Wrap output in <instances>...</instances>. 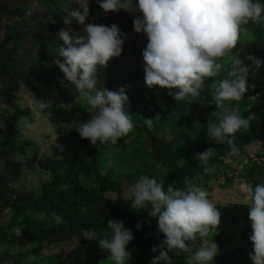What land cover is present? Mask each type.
<instances>
[{
  "label": "clouds",
  "instance_id": "1",
  "mask_svg": "<svg viewBox=\"0 0 264 264\" xmlns=\"http://www.w3.org/2000/svg\"><path fill=\"white\" fill-rule=\"evenodd\" d=\"M102 13L125 12L133 15L135 33L147 37L142 50L144 82L148 88L158 86L177 90L174 99L197 98L202 102L204 81L218 77L223 68L218 62L231 57L227 77L215 79L211 83L212 100L202 102L201 106L213 103L224 108L218 124L208 129L212 140L227 143L232 154L238 149L234 137L241 129L249 128V120L234 110L225 108L228 101H240L249 91L247 80L250 72L258 71L264 59L253 54L244 59L232 55L243 31L242 26L252 22L264 21V0H95ZM78 7L67 9L63 20L70 25L73 20L83 25L81 34H74L71 28H61L56 36L62 41L58 57L53 61L63 73L64 79L78 91L80 99L87 104L91 118L86 122H74L70 128L82 139L96 145H117L122 137L131 133L135 127L129 112L130 101L124 88L108 90L98 87L97 74L106 69L110 60L119 58L127 40L126 33L116 24L104 25L92 21L85 24L90 14V0H71ZM245 60L250 61L246 64ZM172 95V92H169ZM193 102V101H192ZM40 110L45 108L38 102ZM148 127L152 118H145ZM32 125L25 119L24 127ZM53 129H49L52 131ZM62 151V146L57 145ZM102 151V150H101ZM215 149L208 148L194 157L204 171ZM101 174H106L102 169ZM243 192L250 201L249 220L252 234L249 237L253 247L249 253L251 264H264V183H246ZM132 205L136 208L150 206L149 217L156 218V231L164 239L153 246V253L159 252L150 264H171L168 253L172 251L192 252L189 241L202 239L200 247L192 252L189 264H213L219 254L218 246L207 237L212 228L220 223V212L209 199V193L187 178L183 189L172 185L165 187L162 179L141 176L130 188ZM57 223L62 219L56 213ZM107 227L110 238L98 239L94 230L84 233V239L95 241L97 246L110 254L114 264H128L130 252L126 246L134 239L131 229L118 219H109ZM141 229V224L135 225ZM98 240V242H97ZM167 249V250H165Z\"/></svg>",
  "mask_w": 264,
  "mask_h": 264
},
{
  "label": "trees",
  "instance_id": "2",
  "mask_svg": "<svg viewBox=\"0 0 264 264\" xmlns=\"http://www.w3.org/2000/svg\"><path fill=\"white\" fill-rule=\"evenodd\" d=\"M77 7L78 5L71 3V0H0V99L1 103L5 105L0 107V110H7V112L0 111V217L9 202L8 187L15 185L23 172L21 164L14 161L11 155L12 152L24 153L23 150L15 147L14 138L19 134V123L30 116V111L21 109L15 104L16 96L23 92L39 99L33 84L43 81L44 78L40 69L52 66L54 59L50 56L56 55L58 57L59 46H63L56 33L61 28L66 30L71 28L74 34L82 33L84 26L78 25L75 20L67 26L63 23L67 9L74 10ZM89 7L90 14L85 24L95 17V23L116 24L127 35V40L122 46L121 56L110 60L106 69L101 68L99 70L98 82L107 83L110 90L117 86L116 80L121 75L137 82L140 79L139 59H142V50L147 43V37L143 33L137 34L133 30V15H140V13L129 14L121 11L104 14L95 0H90ZM242 29L244 35L241 36L242 39H238L235 48L232 50V55L244 59L247 55L253 54L264 59V21H250L243 25ZM39 52H41V57L36 59ZM56 59H60L62 62V58ZM220 61H226L227 67L230 69L231 57H225ZM245 63L250 64L251 62L245 60ZM248 78L252 81L254 89L246 92V95L256 93L257 85L264 83V64L258 71L250 72ZM61 83L62 85H71L66 80ZM139 91L140 97H138L144 102L140 100L136 106L141 105L144 109H140L141 111H137V114L132 116L135 127L128 134L133 140L131 143L141 145V150L136 151L134 155L138 156L139 153L146 150L150 152V155L152 154L159 159L158 162L162 163L168 171L163 179L165 187L172 185L175 188L183 189L186 178L193 184L200 186L196 182V175L200 174L205 166H201L194 157L197 153H202L208 148L202 146L197 150L192 149L185 166L179 169L175 168V164L169 156L170 145L157 137L159 125H162L163 118L159 122L152 121L151 128L145 123V118H153V115L156 114L159 106L158 97L160 99L163 96L165 103H171L169 90L165 89V93L162 95L154 94L153 90L143 88ZM208 91L207 89L206 92L202 91L201 93L200 99L203 102L210 101ZM246 95L240 101L226 102L229 110H234L249 120V128L241 129L234 137V143L238 149L237 154L243 157L246 153V147L254 142H264V114H262L264 106L253 105L255 104L254 101L247 98ZM147 96H149V101L145 102L144 99L148 98ZM172 105L171 103V109ZM50 115L52 129L56 135V143L63 145L71 141L80 142L85 148L87 159L80 162L74 157L65 160L44 158L38 162L37 167L52 174L50 183L42 186L44 193L48 194V200L45 196L43 197L47 202H50L48 208L57 210L56 214L59 216L63 215L62 223L54 229L55 226L50 227L48 225L37 228L31 221H25L22 235L17 238V241L27 245L37 244L38 247L29 251L31 257H37L42 254L41 251L45 248L55 244L68 243L77 238V245L65 257L56 255L50 264H82L85 260L88 264H94V261L90 263V259L95 257L101 249L95 241L84 239V233L94 230L98 234V239L104 238L100 230L108 228L109 219H118L124 223L126 228L132 230L134 239L131 242L133 244L153 243L154 246H158L164 236L156 231V218L148 215L150 206L145 208L133 207L131 194L130 200L122 197L125 191L122 187L123 181L111 180L108 173L101 174L102 170L98 163L100 157L99 144L92 145L89 140L82 139L75 130L63 131L62 125L67 124L72 116L71 112L64 107H53L50 110ZM90 118L91 114L88 115V119ZM217 121L214 117L211 124H218ZM123 138L119 139L118 142H122ZM210 148L215 149V151L206 167L227 168V165L222 163L226 155L232 153L230 146L225 142H217ZM31 161L34 163L35 160L31 159ZM140 177L139 174L125 175V181L131 187ZM241 177L245 183L253 185L264 183V168L253 163L252 167H246L241 172ZM86 180H90L95 186L101 187V190H91L83 186V182ZM227 181L229 183L231 179L227 178ZM106 194L115 197L111 200V197ZM27 195L30 196L29 199L33 197L31 192ZM24 201H27V198ZM46 205L47 203L44 208ZM233 208L235 209L236 206ZM69 209L75 211L73 214L75 219L72 221H69L66 215L62 213H68ZM25 210L26 208L22 207L18 212ZM236 221L237 216L231 215L224 219L222 225L230 228ZM247 221L251 224L249 217ZM137 223L141 224L139 230L135 227ZM249 230L251 235V227ZM196 240L188 242L192 252L196 251ZM192 252L172 251L168 255L172 259L171 264H189ZM158 254V251L149 253L141 250L138 256L129 260L128 264H150V260ZM22 258V254L0 252V264H20Z\"/></svg>",
  "mask_w": 264,
  "mask_h": 264
},
{
  "label": "rangeland",
  "instance_id": "3",
  "mask_svg": "<svg viewBox=\"0 0 264 264\" xmlns=\"http://www.w3.org/2000/svg\"><path fill=\"white\" fill-rule=\"evenodd\" d=\"M242 35H244V32H241L239 39H242ZM40 57L41 52L36 55V59ZM50 58L56 60L58 57L53 55ZM139 61L140 79L134 82L125 75H121L116 80L117 86L111 89L113 91L120 88L125 89L130 101L129 112L132 116H135L137 111L144 109L141 105L136 106L142 100L138 95L141 88L153 90L152 92L154 94L162 95L165 93V89L163 88L153 86L150 89L145 85L143 72L144 62L143 59H139ZM218 62L223 65L221 73L218 77L205 80V86L202 90L203 92H206L207 89L209 90L210 101L212 100L211 83L215 79L218 80L227 77L229 71L226 61L219 60ZM40 73L44 78L43 81H38L33 84V88H35V92L39 95V99L23 92L18 93L16 96L15 104L21 109L30 111V116L25 119L32 126L25 128V119L19 123V134L14 138V143L15 147L23 150L24 153L12 152L11 158L21 164L23 172L15 185L8 187V193H10L9 202L0 217V252L22 254L23 258L20 264H50V261L54 260L53 257L56 255L65 257L77 245L78 241L77 238H74L68 243L55 244L43 249L41 251L42 254L37 257H31V253L29 252L38 247L37 244L27 245L17 241V238L22 235L25 221H31L37 228L42 225H48L50 227L55 226V229L60 224L55 221L52 215L57 210L51 207L48 208L50 203L49 201L47 202L48 194L44 193L42 187L50 183L52 174L49 171H44L37 167L38 162H41L44 158L65 160L74 157L80 162L87 159L83 144L77 141H71L59 145L56 143V135L53 130L49 131L50 128L52 129L50 110L53 107H64L71 112L72 116L69 122L61 127L63 131L70 132L75 130L74 128H70V125L74 122H86L88 120L90 113L86 111L87 104L80 99L78 91L74 86L62 85L61 82L65 79L55 64L47 68H41ZM247 85L249 86V90L254 89L252 81L249 78ZM103 86L110 90L107 83H103ZM257 86L256 93H250L249 95L245 93V95L254 101L255 104L253 105L264 106V83H260ZM98 87H102V82H98ZM170 91L172 92V95H169L171 103L173 104L172 109L170 102L165 103L163 96L160 99L158 97L159 106L156 114L153 115L152 121L159 122L163 118L162 125H159L157 137L159 140L170 145L169 156L173 160L175 168L179 169L185 166L192 149L197 150L202 148V146L210 148L218 142L212 140L213 138L209 135L208 129L211 125L216 124H211L214 117L219 122L224 108H217L214 103L210 106L202 107L201 103L203 101L200 98L199 100L202 102L194 101L197 98L192 97L174 99V94L177 90L173 89ZM147 97L144 99L145 102L149 101V96ZM38 102L45 104L43 110L37 107ZM0 104L1 108L5 106L1 103V99ZM224 107L228 109L226 103ZM2 110L7 112L6 109H1L0 111ZM131 142H133L132 138L130 135H127L116 146L99 145L98 148L100 153V157L98 158L100 169H105L106 173L110 175L111 180L123 181L122 187L125 191L122 197L128 198L129 200L131 199V187L125 181V175L134 176L139 174L145 176L144 174H146L149 177L163 180L166 173L168 174L167 168L158 162L159 159L157 157L152 154L150 155L149 151L145 150L139 153L138 156H135L136 151L139 152L141 150V145ZM57 145L62 146L63 150L60 151ZM245 151L244 157L239 154L228 153L222 163L223 165H227V168H217L218 166L207 167L208 171L202 169L201 173L196 175V182L208 191L209 199L216 204V208L220 212L219 225L216 230L212 228L206 238L209 244L212 241L219 249V254L214 259L213 264H251L249 253L252 252L253 245L249 240L251 224L247 221L249 217V208L247 205L250 204V201L243 192L246 183L241 177V172L246 167H252L253 163L264 168V142H254L246 147ZM31 159L35 160L34 163ZM227 178L231 179V182L228 183ZM83 186L91 190H101V187L95 186L90 180L83 182ZM42 190L43 193L40 197ZM29 192L33 193V197L30 199L28 198L30 196L27 195ZM106 195L111 197V200L115 197L111 194ZM26 198L27 201H24ZM46 203V208H44ZM234 206H236L235 209L233 208ZM22 207L26 208V210L18 212ZM62 213L66 215L69 221L75 219L73 216L75 211L72 209H69L68 213ZM231 215L237 216V221L232 227L227 228L222 224L224 219ZM62 216L60 215L61 219L63 218ZM66 217L64 216L65 221L67 220ZM100 233H102L103 237L108 236L110 238L111 236V230L109 228L101 229ZM202 242L200 238L195 241L197 243L196 250ZM153 246V243L143 245L130 242L126 246V250L130 252V259H132V257L138 256L141 250L151 253ZM92 261H94V264H114L110 258V254L103 250L91 258L90 263ZM82 264H88V262L85 260Z\"/></svg>",
  "mask_w": 264,
  "mask_h": 264
}]
</instances>
